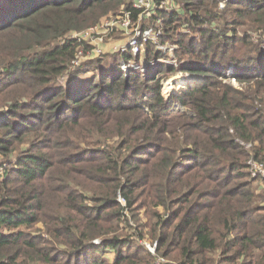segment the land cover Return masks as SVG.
<instances>
[{
    "label": "trees",
    "instance_id": "1",
    "mask_svg": "<svg viewBox=\"0 0 264 264\" xmlns=\"http://www.w3.org/2000/svg\"><path fill=\"white\" fill-rule=\"evenodd\" d=\"M136 1L0 0V264H264V0ZM110 14L177 65L73 67Z\"/></svg>",
    "mask_w": 264,
    "mask_h": 264
},
{
    "label": "rangeland",
    "instance_id": "2",
    "mask_svg": "<svg viewBox=\"0 0 264 264\" xmlns=\"http://www.w3.org/2000/svg\"><path fill=\"white\" fill-rule=\"evenodd\" d=\"M225 4H226V2L224 3L223 8L225 7ZM122 17L123 16H121V15L110 14L108 16L103 17L101 19V21L95 26V27H98L100 35L98 36V38L96 40H92V41H91V39H89V40L93 44L102 40L103 44H105L102 47V53H104L106 51H118L121 49L122 45H126L127 43H129L128 41L131 40V38H132L131 37L132 34L130 33L131 28H129V30H127L126 32H125V30L121 31L122 30L121 28H124L122 26V23H121V22H123V20H119V19H121ZM110 22L116 23L115 24L116 26L113 29L107 30V23H110ZM117 26L121 27V28H118ZM96 31L97 30H95L94 33H96ZM114 32H117V35H119L121 37V40L115 41L112 39L114 35H111V34ZM79 36L83 37V34H80ZM150 41L154 42L156 44L157 48L165 55L163 58H160L157 61H163L166 63H172V64L177 65V59L175 57L174 46L168 45V44H162L159 42L158 38L150 40ZM150 41H148V42H150ZM146 43H143V45L141 46V50L137 53V55H140L141 59H142L141 61L138 62V64H142V65H144V67H146L147 63L150 62V61H144V55H145V46L144 45ZM81 50L84 52L83 49H81ZM86 56L89 58V57L95 56V54L92 51L87 52L86 54H84L80 58V60ZM232 71H233V69L231 68L229 70V72L232 73ZM229 72H228V74H229ZM189 76H191V74H183L182 72H177V73H173L170 75H165L163 77L164 78V80H163V92H164V94L167 96L170 94H173V93L182 94L183 91L186 90L188 85L192 86L195 83L200 82L201 80L204 79L202 76L193 75L192 78H194V77H196V78L191 80V79H189ZM228 77H230V76H228ZM181 78H184L186 80V83H183L184 86H182L183 84H181V81H184V80L183 79L181 80ZM228 80H231V79H228ZM232 83L234 85L239 86V83L236 80H234L233 78H232ZM176 108L182 109L183 107L177 104ZM151 245H152V243H150V242L146 243L147 248Z\"/></svg>",
    "mask_w": 264,
    "mask_h": 264
},
{
    "label": "built area",
    "instance_id": "3",
    "mask_svg": "<svg viewBox=\"0 0 264 264\" xmlns=\"http://www.w3.org/2000/svg\"><path fill=\"white\" fill-rule=\"evenodd\" d=\"M151 1L152 0H137L135 2V6L138 7V8L142 7V8H145V9L149 10V8L151 6V3H152ZM226 1L227 0H223L220 3V7L221 8H223L224 3ZM119 20H123V22H121V23H122V26L124 28H121V27H118V26L117 27L121 28V29H124L125 32L127 30H129L130 25H131L130 18L127 16V17L121 18ZM115 24L116 23H114V22L107 23V30L113 29L116 26ZM94 27L84 31L83 33H78V34L75 33V34H73V36H79L80 34H83V38H85V39H91V41L92 40H96L98 38V36L100 35V32H99L98 27H95V28ZM95 30H97L96 33H94ZM130 30H131L130 33L132 34V36H131L132 38H131V40L129 39L130 40V41H128L129 43H127L126 45H122L121 49L125 50L126 48L130 47L133 50V53L135 55H137V53L141 50V46L143 45V43H146V42H148L150 40L156 39L161 34L160 30H155L152 27L141 29V28H139L137 26H134ZM101 41H99V42H101ZM91 51L96 55V54H100L102 52V49L97 44H95L94 49H92ZM84 54L85 53L82 50L79 51L78 59L73 61V63H72L73 67L78 65V63L80 62V58ZM140 65L141 64H139V65L135 64L134 61H129L128 63L123 61L122 62V70L127 73L128 70L131 67L139 68ZM144 68L145 67H143V69ZM230 74H231V72H229V74H227V76H229ZM252 165H253V174L254 175H256L258 172H261L264 175V167H263V165L258 164V163H252ZM155 247H156V244L151 245L148 248L150 249L151 252H154L155 251Z\"/></svg>",
    "mask_w": 264,
    "mask_h": 264
},
{
    "label": "bare ground",
    "instance_id": "4",
    "mask_svg": "<svg viewBox=\"0 0 264 264\" xmlns=\"http://www.w3.org/2000/svg\"><path fill=\"white\" fill-rule=\"evenodd\" d=\"M192 76H193V75L189 76V79L193 80L194 78H196V77L192 78ZM182 79H183L184 81H181V84L186 83V80H185L184 78H181V80H182ZM182 86H184V84H183Z\"/></svg>",
    "mask_w": 264,
    "mask_h": 264
},
{
    "label": "crops",
    "instance_id": "5",
    "mask_svg": "<svg viewBox=\"0 0 264 264\" xmlns=\"http://www.w3.org/2000/svg\"><path fill=\"white\" fill-rule=\"evenodd\" d=\"M95 44H97L101 49H102V47L105 45V44H103V42L101 41V42H97V43H95Z\"/></svg>",
    "mask_w": 264,
    "mask_h": 264
}]
</instances>
